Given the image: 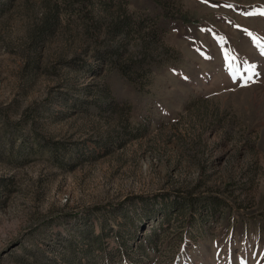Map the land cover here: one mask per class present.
I'll list each match as a JSON object with an SVG mask.
<instances>
[{
    "label": "rangeland",
    "instance_id": "rangeland-1",
    "mask_svg": "<svg viewBox=\"0 0 264 264\" xmlns=\"http://www.w3.org/2000/svg\"><path fill=\"white\" fill-rule=\"evenodd\" d=\"M261 8L0 0V264H264Z\"/></svg>",
    "mask_w": 264,
    "mask_h": 264
},
{
    "label": "snow or ice",
    "instance_id": "snow-or-ice-1",
    "mask_svg": "<svg viewBox=\"0 0 264 264\" xmlns=\"http://www.w3.org/2000/svg\"><path fill=\"white\" fill-rule=\"evenodd\" d=\"M228 6H230V5H228ZM257 12H258L259 15L264 16V8L258 9ZM247 14L248 15H253V14H256V13H247ZM249 35H251V33H249ZM261 54L264 55V51H262ZM255 70H256V65L255 64L250 65L249 71H251V72H253L255 74ZM251 80H252V76L251 75L247 76L245 81H244L245 85L248 82H250Z\"/></svg>",
    "mask_w": 264,
    "mask_h": 264
}]
</instances>
